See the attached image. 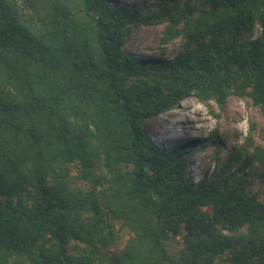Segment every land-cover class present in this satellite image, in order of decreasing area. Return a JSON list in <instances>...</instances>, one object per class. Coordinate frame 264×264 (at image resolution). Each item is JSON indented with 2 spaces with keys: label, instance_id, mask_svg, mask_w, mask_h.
<instances>
[{
  "label": "trees",
  "instance_id": "trees-1",
  "mask_svg": "<svg viewBox=\"0 0 264 264\" xmlns=\"http://www.w3.org/2000/svg\"><path fill=\"white\" fill-rule=\"evenodd\" d=\"M159 25L153 56L128 52ZM190 97L251 100L264 139V0H0V264H264L259 124L226 160L212 132L222 165L196 183L206 143L146 131Z\"/></svg>",
  "mask_w": 264,
  "mask_h": 264
},
{
  "label": "rangeland",
  "instance_id": "rangeland-1",
  "mask_svg": "<svg viewBox=\"0 0 264 264\" xmlns=\"http://www.w3.org/2000/svg\"><path fill=\"white\" fill-rule=\"evenodd\" d=\"M114 2L137 4L139 0H111ZM147 12V11H146ZM163 29V25L141 27L136 30L131 42L127 46L128 52L134 54L139 59L145 57H151L153 55H147L149 52L147 49L160 48V33ZM181 40H175L173 43L167 46V53L169 57L175 55V51L179 50ZM155 58L162 59L158 54L154 55ZM210 105V107H209ZM209 105H204L199 102L195 97L180 103L176 108L168 111L162 115L155 116L152 119L146 121V131L151 138H154L157 145L166 148H175L180 146L179 139H185L187 141H200L202 145L197 147L195 153L189 156L190 161L188 165V182L196 183L197 180L206 175L210 177L218 176V171L221 168V163L215 160L213 154L215 147L212 145V132L217 131L221 140H228V143H224V147L220 149L221 157L226 160L231 147L241 144L247 137L251 122L255 121L259 124L258 132L255 135L256 142L264 145L263 136L259 131L263 124V118L259 108L255 107L251 100L241 99L238 97H230L227 99L224 110L220 111L215 102H210ZM210 108H214L216 114H220V118H217L210 112ZM188 118L187 122L179 124L182 117ZM167 120L169 124H163L158 120ZM173 125L170 127V125ZM179 124V125H177ZM177 125V126H176ZM169 134L174 139V146H172L168 140ZM204 146V147H203ZM223 163V162H222ZM210 166V167H209ZM215 169V172H213ZM252 192H259L261 197L264 198V184L259 180L252 179L249 186ZM130 237V233L123 231L122 239L117 244L116 248H122L124 243Z\"/></svg>",
  "mask_w": 264,
  "mask_h": 264
},
{
  "label": "bare ground",
  "instance_id": "bare-ground-1",
  "mask_svg": "<svg viewBox=\"0 0 264 264\" xmlns=\"http://www.w3.org/2000/svg\"><path fill=\"white\" fill-rule=\"evenodd\" d=\"M147 53V55H153V52L152 51H149V52H146ZM187 120H188V118L186 117V116H184V117H182L181 119H180V121H179V124H182V123H185V122H187ZM159 122H162L163 124H169V122H167V120H164V119H160V120H158ZM179 124H177V125H179ZM176 125V126H177ZM171 126H173L172 124L170 125V127Z\"/></svg>",
  "mask_w": 264,
  "mask_h": 264
},
{
  "label": "clouds",
  "instance_id": "clouds-1",
  "mask_svg": "<svg viewBox=\"0 0 264 264\" xmlns=\"http://www.w3.org/2000/svg\"><path fill=\"white\" fill-rule=\"evenodd\" d=\"M151 140L155 143V144H157V142L155 141V139L154 138H151ZM168 140H169V142H170V144L172 145V146H174L176 143H174V139L171 137V135L169 134V136H168ZM183 140H185V139H179L178 138V141H180L181 143H180V145L182 144V143H184L183 142ZM188 142V141H187Z\"/></svg>",
  "mask_w": 264,
  "mask_h": 264
}]
</instances>
